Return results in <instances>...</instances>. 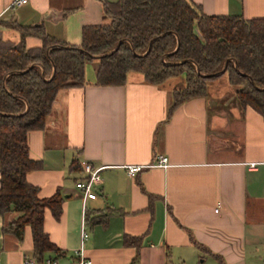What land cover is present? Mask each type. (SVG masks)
<instances>
[{
    "label": "crops",
    "instance_id": "crops-1",
    "mask_svg": "<svg viewBox=\"0 0 264 264\" xmlns=\"http://www.w3.org/2000/svg\"><path fill=\"white\" fill-rule=\"evenodd\" d=\"M100 1L26 0L10 7L12 0H0V20L40 25L46 35L78 45L83 26L108 21ZM190 1L204 14L264 18V0ZM2 33L18 38L15 30ZM24 43L40 40L28 35ZM95 65L85 63L83 83L61 89L43 126L25 134L28 156L40 164L26 181L38 197L56 191L61 197L56 219L43 211L48 240L72 257L83 228L82 255L92 264H264L262 116L236 103L225 78L168 113L182 77L151 84L127 72L121 84L100 85ZM158 155L165 166L126 174L125 165L152 164ZM80 161L101 167L93 198L82 199L74 187ZM15 216H0V264L56 253L36 256L27 225L19 238L6 229Z\"/></svg>",
    "mask_w": 264,
    "mask_h": 264
},
{
    "label": "trees",
    "instance_id": "trees-1",
    "mask_svg": "<svg viewBox=\"0 0 264 264\" xmlns=\"http://www.w3.org/2000/svg\"><path fill=\"white\" fill-rule=\"evenodd\" d=\"M100 2L108 21L83 26L78 45L46 35L40 25L0 20V216L16 213L5 228L18 238L29 227L36 256L60 252L42 229V215L47 208L56 219L61 197L57 191L38 197L37 187L26 181V173L40 164L28 156L25 134L43 126L61 89L83 83L86 62L96 61L100 85L121 84L127 72L151 84L182 77V87L171 90L168 113L203 96L207 83L223 75L236 103L264 119L263 17L204 14L190 0ZM3 29L17 31V40L4 37ZM28 35L40 45L27 47Z\"/></svg>",
    "mask_w": 264,
    "mask_h": 264
},
{
    "label": "built area",
    "instance_id": "built-area-1",
    "mask_svg": "<svg viewBox=\"0 0 264 264\" xmlns=\"http://www.w3.org/2000/svg\"><path fill=\"white\" fill-rule=\"evenodd\" d=\"M26 0H12L10 7H16L24 4ZM166 157L158 155L155 162L152 164H127L124 166L126 174L128 176H133L138 170L148 167V166H165ZM250 166L253 164L250 163ZM79 168L81 171V177L74 181V187L79 191L80 197L93 198L95 196L94 186L99 183V170L101 167H93L88 162L80 161ZM85 238V231L83 228L80 230L79 246L72 251V257L65 258V254L62 252L55 253L54 255H48L40 260L28 259L23 262V264H92L91 261L82 255L81 243Z\"/></svg>",
    "mask_w": 264,
    "mask_h": 264
},
{
    "label": "rangeland",
    "instance_id": "rangeland-1",
    "mask_svg": "<svg viewBox=\"0 0 264 264\" xmlns=\"http://www.w3.org/2000/svg\"><path fill=\"white\" fill-rule=\"evenodd\" d=\"M90 62H86V64L88 65ZM218 80V82H222V80H224V76L223 75H221L220 77H219V79H217Z\"/></svg>",
    "mask_w": 264,
    "mask_h": 264
},
{
    "label": "water",
    "instance_id": "water-1",
    "mask_svg": "<svg viewBox=\"0 0 264 264\" xmlns=\"http://www.w3.org/2000/svg\"><path fill=\"white\" fill-rule=\"evenodd\" d=\"M148 46H149V43H148ZM225 63V62H224ZM223 67H224V65L222 66V68L218 71V72H216L215 74H219V73H221L222 71H223Z\"/></svg>",
    "mask_w": 264,
    "mask_h": 264
}]
</instances>
